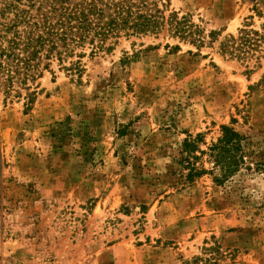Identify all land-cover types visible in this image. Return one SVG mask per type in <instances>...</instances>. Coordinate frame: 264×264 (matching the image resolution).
Listing matches in <instances>:
<instances>
[{"label":"rangeland","instance_id":"1","mask_svg":"<svg viewBox=\"0 0 264 264\" xmlns=\"http://www.w3.org/2000/svg\"><path fill=\"white\" fill-rule=\"evenodd\" d=\"M170 9L203 47L122 38L80 76L54 63L29 105L0 93V264H264V42L245 59L220 50L264 33V0ZM224 125L245 164L219 184L201 156L208 172L188 180L183 142L206 149Z\"/></svg>","mask_w":264,"mask_h":264},{"label":"trees","instance_id":"2","mask_svg":"<svg viewBox=\"0 0 264 264\" xmlns=\"http://www.w3.org/2000/svg\"><path fill=\"white\" fill-rule=\"evenodd\" d=\"M163 32L198 48L206 44L203 29L189 15L170 9V0H0V93L7 101L21 97L24 90L29 105L36 95L32 84L54 63L80 76L86 57L113 51L122 38ZM209 36L214 41L216 33ZM262 42L264 33L244 27L238 35L225 37L220 50L245 59ZM243 139L228 125L206 149L200 148V135L186 139L181 159L186 178L208 172L198 165L203 156L212 163L211 170L218 171L214 180L227 181L245 164Z\"/></svg>","mask_w":264,"mask_h":264},{"label":"crops","instance_id":"3","mask_svg":"<svg viewBox=\"0 0 264 264\" xmlns=\"http://www.w3.org/2000/svg\"><path fill=\"white\" fill-rule=\"evenodd\" d=\"M110 250V249H109Z\"/></svg>","mask_w":264,"mask_h":264}]
</instances>
